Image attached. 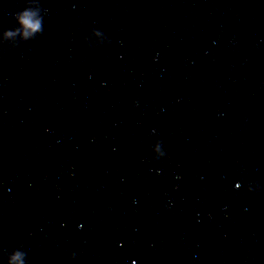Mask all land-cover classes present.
Listing matches in <instances>:
<instances>
[{
    "label": "clouds",
    "instance_id": "obj_1",
    "mask_svg": "<svg viewBox=\"0 0 264 264\" xmlns=\"http://www.w3.org/2000/svg\"><path fill=\"white\" fill-rule=\"evenodd\" d=\"M20 22L26 29L35 30L38 27V24L33 22L28 13H24L19 17Z\"/></svg>",
    "mask_w": 264,
    "mask_h": 264
}]
</instances>
